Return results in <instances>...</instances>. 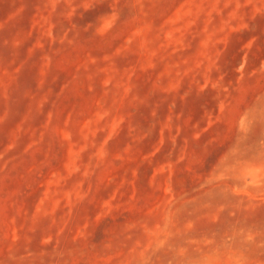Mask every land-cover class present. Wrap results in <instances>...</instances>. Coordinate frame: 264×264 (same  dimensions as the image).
Here are the masks:
<instances>
[{
    "label": "rangeland",
    "instance_id": "374dc122",
    "mask_svg": "<svg viewBox=\"0 0 264 264\" xmlns=\"http://www.w3.org/2000/svg\"><path fill=\"white\" fill-rule=\"evenodd\" d=\"M0 264H264V0H0Z\"/></svg>",
    "mask_w": 264,
    "mask_h": 264
}]
</instances>
